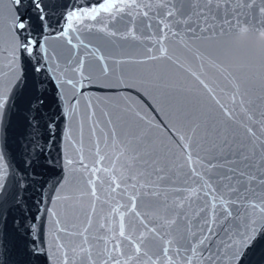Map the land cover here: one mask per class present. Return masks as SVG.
Returning a JSON list of instances; mask_svg holds the SVG:
<instances>
[{"label": "snow or ice", "instance_id": "snow-or-ice-1", "mask_svg": "<svg viewBox=\"0 0 264 264\" xmlns=\"http://www.w3.org/2000/svg\"><path fill=\"white\" fill-rule=\"evenodd\" d=\"M62 7L56 30L46 0H0V123L23 102L32 130L20 179L0 152V208H26L24 177L62 144L32 255L245 264L264 241V0Z\"/></svg>", "mask_w": 264, "mask_h": 264}, {"label": "water", "instance_id": "water-1", "mask_svg": "<svg viewBox=\"0 0 264 264\" xmlns=\"http://www.w3.org/2000/svg\"><path fill=\"white\" fill-rule=\"evenodd\" d=\"M88 2L89 0H46V3L49 5L53 28L59 30L64 27V21L59 20L64 11L63 5H68L70 7L75 4L79 6ZM58 20L59 23L57 24ZM46 34L48 33L46 32ZM92 94L95 96L107 95L115 97V94L111 91H93ZM113 102H115V98ZM94 103H96V101H94ZM100 103L101 106H104L102 102ZM24 107V103L19 102L18 109H14L10 115H6L4 121L0 123V152L5 154L6 162L11 163L12 168L10 171L16 173L17 179H20L22 175L18 169L24 167L23 160L27 158L25 153L28 152L25 145L32 131L27 127V123L24 119ZM60 147H62V144H49L47 146L46 155L50 157L53 163L49 164L45 161H41V166L35 167V174L29 169L28 176L24 177L25 185H31L23 194L24 200L26 201V208L23 210L17 208L11 199L0 208V211L6 212L7 214V228L3 241H0V243H3L7 248L9 264H47L46 258L43 255L34 256L29 248L30 240L36 237L37 233L41 230L45 208L50 207L48 204V196L51 188L60 178L61 165L57 162V149ZM45 181H47V183H44ZM41 183H44L42 189L40 188ZM38 201L43 202L38 204L39 215L33 225L30 217L36 214ZM29 209L30 212L28 211ZM26 216L28 217L27 219ZM14 221H19V227L14 224ZM48 228L49 225L47 221H43V235L45 241L47 240ZM29 229L31 230L30 235L28 232ZM245 264H264V241H259L255 247L249 251L245 259Z\"/></svg>", "mask_w": 264, "mask_h": 264}]
</instances>
